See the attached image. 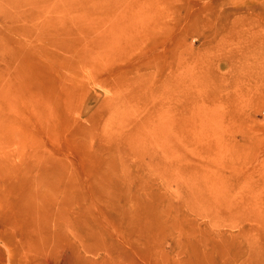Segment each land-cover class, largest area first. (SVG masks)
I'll return each mask as SVG.
<instances>
[{
    "label": "rangeland",
    "instance_id": "rangeland-1",
    "mask_svg": "<svg viewBox=\"0 0 264 264\" xmlns=\"http://www.w3.org/2000/svg\"><path fill=\"white\" fill-rule=\"evenodd\" d=\"M0 264H264V0H0Z\"/></svg>",
    "mask_w": 264,
    "mask_h": 264
},
{
    "label": "bare ground",
    "instance_id": "bare-ground-1",
    "mask_svg": "<svg viewBox=\"0 0 264 264\" xmlns=\"http://www.w3.org/2000/svg\"><path fill=\"white\" fill-rule=\"evenodd\" d=\"M45 118V116L42 114V118H41V120H43Z\"/></svg>",
    "mask_w": 264,
    "mask_h": 264
}]
</instances>
